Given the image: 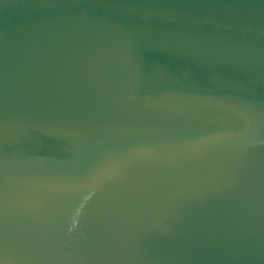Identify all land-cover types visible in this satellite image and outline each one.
Here are the masks:
<instances>
[{
    "label": "water",
    "instance_id": "obj_1",
    "mask_svg": "<svg viewBox=\"0 0 264 264\" xmlns=\"http://www.w3.org/2000/svg\"><path fill=\"white\" fill-rule=\"evenodd\" d=\"M0 264H264V106L0 131Z\"/></svg>",
    "mask_w": 264,
    "mask_h": 264
}]
</instances>
